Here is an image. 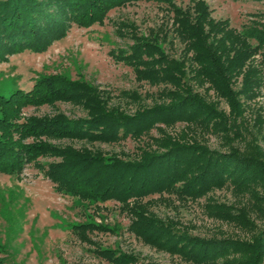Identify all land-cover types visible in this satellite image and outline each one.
<instances>
[{
    "label": "trees",
    "instance_id": "16d2710c",
    "mask_svg": "<svg viewBox=\"0 0 264 264\" xmlns=\"http://www.w3.org/2000/svg\"><path fill=\"white\" fill-rule=\"evenodd\" d=\"M131 0H0V61L23 50L42 51L52 40L65 35L69 23L88 25L102 21L115 5ZM166 3L173 12L174 29L184 40L183 60L164 53L163 35L132 33L129 48L117 51L119 59L133 66L140 78L172 85L162 95L169 101L132 113L109 107L96 87L65 74L37 77L30 89L0 92V172L19 174L34 164L53 183L56 191L94 202L114 199L130 215L128 225L144 242L195 262H214L223 257L226 264H261L264 257V225L248 240L191 234L185 225L157 217L150 205L153 194L173 193L195 198L214 188L232 186L239 193L250 192L264 220V160L250 151L228 146L210 148L197 135L225 134L228 121L242 116L245 101L259 95L264 81V18H252L241 29L229 20L214 19L204 0H193L185 8L174 0ZM166 35V32H165ZM190 53V54H189ZM186 64V66H185ZM239 83V84H238ZM204 87L223 97L229 113L217 109L194 86ZM236 84L238 86L236 87ZM56 99L81 103L85 117L23 114L28 105ZM185 123L177 133L166 132L160 122ZM156 127V149H143L137 158L108 154L97 148L56 143L50 139L117 141L128 135L139 137ZM41 156L51 160L42 162ZM209 215L253 228L245 211L211 200ZM72 230L84 239L88 230L106 229L93 221L73 223ZM94 252L113 264H161L139 260L119 247L96 245ZM1 263V260H0Z\"/></svg>",
    "mask_w": 264,
    "mask_h": 264
},
{
    "label": "rangeland",
    "instance_id": "374dc122",
    "mask_svg": "<svg viewBox=\"0 0 264 264\" xmlns=\"http://www.w3.org/2000/svg\"><path fill=\"white\" fill-rule=\"evenodd\" d=\"M214 19H228L232 27L241 29L250 23L251 15L263 14L264 0H204ZM175 5L187 7L193 0H174ZM259 18V16L257 17ZM170 7L154 0H131L112 6L102 21L88 25L69 23L62 37L54 39L42 51L23 50L0 61V92L8 94L15 88L30 89L34 80L44 74H65L82 79L96 87L107 106L132 113L137 109L169 101L162 95L170 83H152L140 78L132 65L115 54L133 44L132 33L163 35L160 44L169 57L183 60L184 40L174 29ZM166 32V35H165ZM190 54V53H189ZM186 66V64H185ZM264 73V65H263ZM239 84V83H238ZM236 84V87L238 86ZM195 85L203 97L217 109L229 113L227 101L213 88L205 91ZM245 110L236 122L229 120L226 135L204 133L198 140L216 150L233 146L250 151L264 160V81L260 93L244 103ZM85 117L88 109L81 103L56 99L49 103L28 105L23 114ZM166 132L177 133L185 123L172 125L156 123ZM161 132L152 127L139 137L126 136L117 141L87 139H50L56 143L97 148L124 158H137L143 149H156L153 136ZM50 156L39 160L47 162ZM257 191L264 194L259 187ZM150 205L162 219L183 225L194 235L204 238L233 237L248 240L264 225L256 198L250 192H236L232 186L214 188L195 198H179L173 193H156ZM211 200L232 205L235 211H245L253 228H244L232 221L209 215L206 204ZM264 205V204H263ZM93 221L106 229L88 230L84 239L72 230V224ZM130 215L114 199L94 202L56 191L52 181L34 164H27L19 174L0 172V264H113L94 252L96 245L119 247L132 252L139 260L161 264H226L223 257L214 262L195 263L178 254L144 242L129 230ZM264 264V257L261 261Z\"/></svg>",
    "mask_w": 264,
    "mask_h": 264
}]
</instances>
